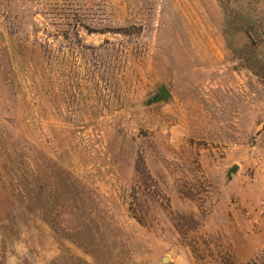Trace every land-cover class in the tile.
I'll list each match as a JSON object with an SVG mask.
<instances>
[{"label":"rangeland","instance_id":"1","mask_svg":"<svg viewBox=\"0 0 264 264\" xmlns=\"http://www.w3.org/2000/svg\"><path fill=\"white\" fill-rule=\"evenodd\" d=\"M0 264H264V0H0Z\"/></svg>","mask_w":264,"mask_h":264},{"label":"water","instance_id":"2","mask_svg":"<svg viewBox=\"0 0 264 264\" xmlns=\"http://www.w3.org/2000/svg\"><path fill=\"white\" fill-rule=\"evenodd\" d=\"M170 97V91L167 89V87L162 86L159 91L152 97H150L145 105H152V104H157V103H161L165 100H167ZM239 170V165L234 164L232 167H230L228 169L227 172V176L230 178L232 177L233 174L237 173ZM167 261V257H164L162 259V262H166Z\"/></svg>","mask_w":264,"mask_h":264}]
</instances>
